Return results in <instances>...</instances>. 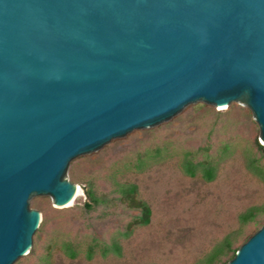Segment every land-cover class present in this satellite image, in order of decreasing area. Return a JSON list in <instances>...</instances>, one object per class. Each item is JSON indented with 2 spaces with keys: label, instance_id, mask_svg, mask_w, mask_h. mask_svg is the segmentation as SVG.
Instances as JSON below:
<instances>
[{
  "label": "water",
  "instance_id": "obj_1",
  "mask_svg": "<svg viewBox=\"0 0 264 264\" xmlns=\"http://www.w3.org/2000/svg\"><path fill=\"white\" fill-rule=\"evenodd\" d=\"M241 103L264 147V0H0V264L66 208L70 162L189 103ZM227 264H264V224Z\"/></svg>",
  "mask_w": 264,
  "mask_h": 264
},
{
  "label": "rangeland",
  "instance_id": "obj_2",
  "mask_svg": "<svg viewBox=\"0 0 264 264\" xmlns=\"http://www.w3.org/2000/svg\"><path fill=\"white\" fill-rule=\"evenodd\" d=\"M258 138L259 127L243 104L219 108L197 101L157 125L111 139L70 162L66 178L78 193L68 207L54 208L48 196L30 197L29 207L40 213L44 225L34 233L32 251L13 264H199L231 231L236 233L233 247L238 249L264 224L263 216L241 227L237 218L247 208L264 204V183L244 166L249 151L264 166V154L255 148L256 142L261 145ZM154 146L165 148L168 157L142 172L120 168ZM223 148L228 154L219 162L213 181L182 173L179 162L184 152L202 159L218 155ZM117 167V179L136 184L139 198L151 210L149 224L134 228L128 238L119 233L136 211L117 207L105 215L102 209L90 213L82 209L86 182L94 179L105 191L106 177ZM90 239L104 244L116 239L120 256L95 254L87 260L79 252L71 259L59 248L62 241H70L84 249Z\"/></svg>",
  "mask_w": 264,
  "mask_h": 264
},
{
  "label": "trees",
  "instance_id": "obj_3",
  "mask_svg": "<svg viewBox=\"0 0 264 264\" xmlns=\"http://www.w3.org/2000/svg\"><path fill=\"white\" fill-rule=\"evenodd\" d=\"M256 152L264 154V147L259 143H255ZM228 154V149L223 148L218 155H208L202 159H195V153L186 151L183 153L179 167L182 173L188 177L199 175V178L206 182L213 181L216 177L219 162ZM168 157L165 148L155 147L145 149L135 155L132 160L121 164L123 171L142 172L151 165ZM245 169L256 179L264 183V166L260 163V158L256 157L250 151L245 154ZM119 167L113 169L106 177L108 189L100 191L94 179L88 180L83 187L85 201L82 209L86 213L102 209L103 214H107L109 210L117 207H123L129 211H136V214L124 225L123 231L119 233L122 238H128L134 228L146 226L149 224L151 210L148 204L139 198L138 187L134 183L124 182L117 179ZM120 172V171H119ZM264 216V204L251 206L239 214L238 221L243 227L249 222L261 219ZM44 225L42 219L40 226ZM236 233H228L218 244H216L199 262V264H226L232 259L237 248L233 247ZM62 253L68 258H76L79 252H83L87 260H91L95 254L105 258L109 254L120 256L121 246L116 239H112L109 243L104 244L95 239H90L84 249H80L70 241H62L59 244ZM32 250L30 249V252ZM226 258V262L223 261ZM152 264V263H151Z\"/></svg>",
  "mask_w": 264,
  "mask_h": 264
},
{
  "label": "bare ground",
  "instance_id": "obj_4",
  "mask_svg": "<svg viewBox=\"0 0 264 264\" xmlns=\"http://www.w3.org/2000/svg\"><path fill=\"white\" fill-rule=\"evenodd\" d=\"M225 107L226 106H220L219 108H225ZM77 193H78V188L75 189L74 196H73L72 200L67 205H69L73 201V199L75 198V196H76Z\"/></svg>",
  "mask_w": 264,
  "mask_h": 264
}]
</instances>
